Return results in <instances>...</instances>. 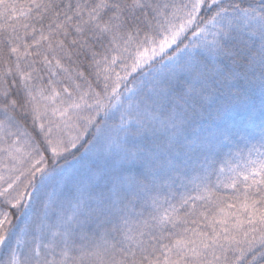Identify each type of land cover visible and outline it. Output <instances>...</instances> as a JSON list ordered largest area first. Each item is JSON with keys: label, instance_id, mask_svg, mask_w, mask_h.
Returning a JSON list of instances; mask_svg holds the SVG:
<instances>
[{"label": "snow or ice", "instance_id": "snow-or-ice-1", "mask_svg": "<svg viewBox=\"0 0 264 264\" xmlns=\"http://www.w3.org/2000/svg\"><path fill=\"white\" fill-rule=\"evenodd\" d=\"M0 264H264V0H0Z\"/></svg>", "mask_w": 264, "mask_h": 264}]
</instances>
